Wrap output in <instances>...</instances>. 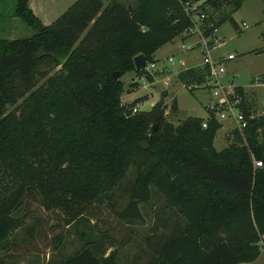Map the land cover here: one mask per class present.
<instances>
[{"label": "trees", "instance_id": "trees-1", "mask_svg": "<svg viewBox=\"0 0 264 264\" xmlns=\"http://www.w3.org/2000/svg\"><path fill=\"white\" fill-rule=\"evenodd\" d=\"M29 2L16 0L13 15L34 33L0 37V264H25L9 245L26 219L14 210L29 192L45 210H61L67 225L80 224L95 202L105 201L129 229L120 240L107 230L81 229L78 248L57 264L255 259L264 235V115L248 117L243 134L234 129L232 140L216 149L220 122L211 116L203 127L202 117L187 116L172 123L165 116V90L149 110L132 111L143 96L121 101L120 76L143 73L134 66L136 54L150 62L163 44L186 38L190 20L181 1L74 0L50 23ZM242 2L203 0L207 21L213 22L205 33L226 19L239 28L232 12ZM205 74V67L188 66L177 77L189 83ZM236 90L248 116L243 89ZM171 107L176 109L175 99ZM253 158L261 166L254 167ZM130 165L134 179L128 199L115 206L110 195ZM152 186L163 198L161 205L152 202ZM149 203L153 231L141 236L145 243L141 240L139 252L122 263L120 248L132 240L138 245L137 230L129 224L144 222L143 206ZM156 235L162 236L159 244Z\"/></svg>", "mask_w": 264, "mask_h": 264}, {"label": "rangeland", "instance_id": "rangeland-1", "mask_svg": "<svg viewBox=\"0 0 264 264\" xmlns=\"http://www.w3.org/2000/svg\"><path fill=\"white\" fill-rule=\"evenodd\" d=\"M29 1L34 13L44 23H50L74 0ZM121 1L130 5H135L137 2V0ZM15 2L16 0H0V37L29 36L35 31L18 16L13 15ZM106 2L107 0H103L104 4ZM232 16L239 28L228 19L223 21L216 32L220 39L214 42L216 45L210 50V53L213 56L226 55L228 52L235 53L236 57L226 62L227 72L228 74L233 72L237 74L235 82L249 88L247 89V104L250 113L252 116H261L264 115V83L262 82L264 76V1L243 0L241 6L232 12ZM195 38L196 36L186 38L184 40L185 46L192 43ZM173 39L174 44H163L154 52V57L158 58L156 65L158 67L163 66V70L155 73L153 83L144 86L143 80L138 79L134 70L120 76L123 83L121 101L126 104L143 96V100L139 103L140 110H149L153 103L159 99L161 92L165 90L167 93L164 97V102L167 104L165 109L167 120L177 124L187 116L205 118L209 112L207 105L211 99L208 91L198 87L188 88L177 77V73L182 67L184 68L185 64L189 66L200 63L202 51L199 48H182L180 45L182 40L176 37ZM168 56L173 57V64L168 60ZM42 80L40 79L39 83ZM164 80H167V83ZM173 99L176 100V109L171 107ZM10 108L12 107L9 106ZM222 123L219 126L222 128L217 130L213 140L216 149L226 146L233 136V131L226 132V128L232 126L230 119H224ZM261 135H264V131ZM133 169L134 166L130 165L125 176L114 189L116 193L110 195L116 203L115 206H119L120 202L124 204L128 199V190L134 179ZM151 188L155 191L152 202L161 205L162 196L156 193V188L153 186ZM125 189L126 192H124ZM118 194L119 196L116 198L114 195ZM103 202H95L80 224L67 225L61 210H45L38 196L29 192L14 210L16 215H25L26 219L23 226L17 231L16 237L10 242V252L16 260L25 264H45L48 258H50L48 261L50 264L58 258L57 250L62 249L63 251L64 249L66 253H69L77 248L81 242L79 239L81 229H93L95 233L107 230L117 240L122 239L126 230H129L127 225L117 220L110 204ZM149 205L150 203L143 206V212L146 216L144 222L129 224L134 230H137L135 242H138V245L134 246V240H132L133 242L128 241L127 246L120 248L122 263L130 261L131 259L128 258L139 252V243L141 240L143 241L141 236L153 231V210H150L151 206ZM160 237L162 236L153 237L154 243L159 244ZM59 240H61L60 243H58ZM143 243L145 242L143 241ZM149 252L150 249H147V253ZM142 257L145 258V255L142 254ZM137 261L139 262V260Z\"/></svg>", "mask_w": 264, "mask_h": 264}, {"label": "built area", "instance_id": "built-area-1", "mask_svg": "<svg viewBox=\"0 0 264 264\" xmlns=\"http://www.w3.org/2000/svg\"><path fill=\"white\" fill-rule=\"evenodd\" d=\"M183 11L188 16L190 24L184 29L183 34L186 38L196 36L195 40L188 46H185L184 40L180 42L182 48H199L202 51V59L198 67H205L206 74L201 81H192L190 83H184L188 88L198 87L204 88L210 94V102L207 105L209 110L208 115L203 118L201 125L207 126V118L214 117L220 124L222 120L229 118L232 122V126L226 128V132L234 129L238 130L240 134H243V130L247 125L248 117H253L251 114L246 116L241 108L242 96L237 92L236 87L238 84L235 82V76L233 73L228 74L226 68V61L228 59L235 58L236 55L233 52H228L226 55L213 56L210 50L216 45L215 41L220 39L217 35V29L219 26H214L212 31L208 34L205 33V28L213 25V22L207 21V12L202 7L203 0H180ZM245 25V22H243ZM168 60L171 64L174 63L173 57L168 56ZM143 73L137 75L139 80H143L144 86L154 82L155 73L162 71L163 66L158 67L156 65V59L147 62L140 68ZM152 75V79H148L147 76ZM167 83V80H164ZM264 83V76L263 81ZM140 110L139 103L133 105L132 111L136 112ZM261 160L253 158L254 167L261 166Z\"/></svg>", "mask_w": 264, "mask_h": 264}, {"label": "crops", "instance_id": "crops-1", "mask_svg": "<svg viewBox=\"0 0 264 264\" xmlns=\"http://www.w3.org/2000/svg\"><path fill=\"white\" fill-rule=\"evenodd\" d=\"M176 38H179L180 40H182V38H180L179 36H177ZM174 40V39H173ZM173 40L172 41H170V42H168V43H165V44H174L173 43ZM156 60H158V58L156 57L155 58ZM234 58H232V59H228L227 61H230V60H233ZM226 61V62H227ZM197 64H191V65H189V66H196ZM185 67H188V65H186L185 64V66H184V68ZM170 68V67H169ZM182 69H183V67H182ZM233 74H234V76L237 78V74H235L234 72H233ZM237 84H238V86H241L242 87V89H243V93H244V95H245V97H246V101H247V89H249V88H245L242 84H240L239 82H236ZM223 126V125H222ZM222 127H219L218 129H221ZM217 129V130H218ZM216 133H217V131H216ZM258 244L260 245V252H259V255L255 258V259H253V260H251V261H244V262H239V263H237V264H264V235H262L261 236V239L259 240V242H258ZM79 246V245H78ZM78 246H77V248H78ZM58 251V258H60L61 256H65V255H70V254H72L73 252H74V250L73 251H71V252H69V253H66L65 251H64V249H63V251H62V249H59V250H57ZM108 251V250H107ZM107 251L105 252V254L104 255H107ZM57 258V259H58ZM57 259H55V261L52 263V264H57ZM139 259L140 260H143L144 258L142 257V256H139ZM48 260H49V258H48ZM48 260L46 261V263L45 264H47V262H48ZM21 262V261H20Z\"/></svg>", "mask_w": 264, "mask_h": 264}, {"label": "water", "instance_id": "water-1", "mask_svg": "<svg viewBox=\"0 0 264 264\" xmlns=\"http://www.w3.org/2000/svg\"><path fill=\"white\" fill-rule=\"evenodd\" d=\"M134 66L136 69L141 68L146 63V58L143 53L136 54L133 58ZM112 75L114 78L119 77L120 73L118 70H115L112 72ZM111 251V249L108 250L107 254Z\"/></svg>", "mask_w": 264, "mask_h": 264}]
</instances>
